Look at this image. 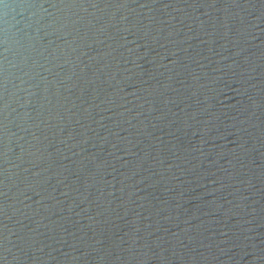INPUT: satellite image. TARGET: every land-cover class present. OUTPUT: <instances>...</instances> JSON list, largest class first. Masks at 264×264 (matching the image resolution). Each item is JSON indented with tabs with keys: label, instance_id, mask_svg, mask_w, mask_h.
Masks as SVG:
<instances>
[{
	"label": "water",
	"instance_id": "water-1",
	"mask_svg": "<svg viewBox=\"0 0 264 264\" xmlns=\"http://www.w3.org/2000/svg\"><path fill=\"white\" fill-rule=\"evenodd\" d=\"M0 264H264V0H0Z\"/></svg>",
	"mask_w": 264,
	"mask_h": 264
}]
</instances>
